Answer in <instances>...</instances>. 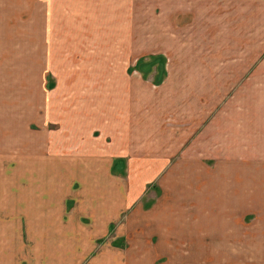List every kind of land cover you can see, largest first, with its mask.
Instances as JSON below:
<instances>
[{
  "label": "crops",
  "instance_id": "0c3cea01",
  "mask_svg": "<svg viewBox=\"0 0 264 264\" xmlns=\"http://www.w3.org/2000/svg\"><path fill=\"white\" fill-rule=\"evenodd\" d=\"M14 1L25 14H50L58 29L65 22L48 37L66 39L67 50L69 40L97 39V54L121 55L122 40L136 46L144 28L139 0ZM161 1L178 31L171 36L195 48L190 76L178 80L184 106L177 121L156 126L171 84L160 85L156 112L149 110L154 102L140 99L156 93L154 81L106 75L79 85H110L123 100L75 107L68 93L73 98L58 100L65 131L52 120L44 123L54 130L23 127L12 136L10 118H1L0 264H264V30H251L264 18L260 12L252 20L250 11L264 0ZM148 4L153 13L155 0ZM33 33L24 37L47 38ZM19 85L24 90L26 82ZM191 101L193 114L185 105ZM143 167L149 170L141 179ZM166 168L163 183L176 189L160 185L146 209L138 207L145 184Z\"/></svg>",
  "mask_w": 264,
  "mask_h": 264
},
{
  "label": "rangeland",
  "instance_id": "374dc122",
  "mask_svg": "<svg viewBox=\"0 0 264 264\" xmlns=\"http://www.w3.org/2000/svg\"><path fill=\"white\" fill-rule=\"evenodd\" d=\"M149 1L151 0H139L138 16L140 27L144 26V30L140 29L136 46L134 43L131 46L130 43L132 42L130 40L123 39L119 44V48L123 51L121 55L110 56L106 54L105 56V54H97L103 48L102 40L92 39L87 45V40L72 39L69 40V50H67L66 39H51L48 37L51 31L58 29L56 28V23H51L50 14L40 13L35 16V14L31 13L32 10L30 13L25 14L24 11H21L22 8H20L17 1L0 0V121H2L1 118H10L12 136L14 133L16 134V128L22 129L25 127L27 133L30 131L40 133L41 131L54 130L49 129V127L53 128L52 124L48 126V123H44V121L53 122L52 120L61 124L58 131L62 132L65 125L64 121H62L63 109L59 106L62 102L58 100L67 101L68 98L75 97L78 100V102H73L75 104L72 106L75 105V107L77 105L82 106L83 102L89 104L95 100L102 105L107 102L110 103L112 100L122 101L123 95H117L118 89L109 87L110 85L105 87H92L91 85L83 87L79 85V80L81 79H98L105 77V75L107 79L109 77L120 78L121 80L135 78L146 82L145 85H149L147 82L152 83L154 81L155 85L151 89L156 90V93L151 92L143 96L140 95V99H144L142 104L148 101H157V92L160 90V85L165 84V82L171 84L172 86H169V89L172 91V100L170 103L161 105L165 106L164 119L161 116L158 118L157 115L156 126L158 128L163 125L167 127L171 122H176L178 112L182 111L184 106L183 103L178 101L179 96L182 94L180 92L182 87L179 86L178 80L183 82L184 78L190 76L189 71L191 72V66L194 63L195 48L193 46L182 47V40L172 37L173 35L178 36V31L172 29L173 18L163 17L168 12L169 5H163L161 0H155L156 5L153 13H151L152 8L148 4ZM146 4L148 6L147 14H143L142 6H146ZM237 9L238 7H236V11ZM27 10L29 9L27 8ZM250 11H252V20L260 12L261 18H264V4L250 6ZM142 20L147 22L143 23ZM262 20L257 25L251 22V30H264ZM59 24V29L66 28L65 22H60ZM26 32H34L33 34L37 33L39 35L46 34L47 38H25L24 33ZM171 34L173 35L171 36ZM192 36L193 33L189 32L188 43L193 42ZM166 37L171 40V49L174 54L165 49L167 44L170 43ZM55 47L58 51L57 54L55 53ZM67 51L70 52L67 53ZM164 51L170 54H166ZM75 52L82 55H73ZM179 62L183 63L180 65L182 67L188 65L187 74H183V70H180ZM180 74L183 75L180 76ZM72 78H76L78 81L70 82L69 79ZM20 82H24V84L26 82L24 90L20 87ZM138 86L137 88L142 89ZM173 91L176 92L173 93ZM68 93L75 96H65ZM173 94L176 95L173 97ZM19 96H22L25 108L21 100L20 104L19 99L21 98ZM157 104L158 102L148 104L149 110L154 109L159 112ZM185 105L187 111L193 114L194 102L191 101L190 103H185ZM100 106V104L96 103L91 109L93 110ZM168 106H170V111L167 108ZM104 108L107 109L106 107ZM123 108L127 111L131 110V107L125 103ZM138 111L141 116L145 114V117L150 113L148 111ZM56 115L59 117L56 118ZM24 116L26 120L23 118ZM167 117L169 118L167 119ZM24 120L25 123L23 122ZM149 121L152 122V118ZM39 122L40 125L38 124ZM146 122L147 118H144L143 123L145 124ZM169 129L172 130V128ZM48 136L51 137L50 133H48ZM40 137L45 138V135L41 133ZM156 138L159 139L158 135ZM46 142L50 146L51 142ZM174 168L178 170V167ZM142 169L141 179H144L148 175L149 169L147 167ZM167 172L168 168L155 181L145 184V192L137 202L138 207H142L145 210L147 204L152 201V193H158L160 185L163 190L168 188L176 189L174 182L163 183L166 180L163 177ZM189 185L193 186L194 184ZM133 208L134 206L127 210H132ZM115 227L116 225L113 224L112 233H114Z\"/></svg>",
  "mask_w": 264,
  "mask_h": 264
}]
</instances>
